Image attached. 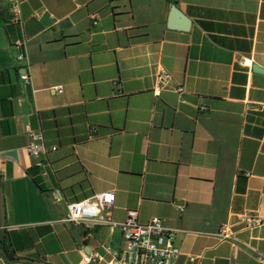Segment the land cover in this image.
<instances>
[{"label":"crops","instance_id":"obj_1","mask_svg":"<svg viewBox=\"0 0 264 264\" xmlns=\"http://www.w3.org/2000/svg\"><path fill=\"white\" fill-rule=\"evenodd\" d=\"M26 128L56 147L39 169ZM0 189V264H107L117 227L62 221L106 192L108 222L176 231L172 264H258L238 216L264 219V0H0Z\"/></svg>","mask_w":264,"mask_h":264},{"label":"built area","instance_id":"obj_2","mask_svg":"<svg viewBox=\"0 0 264 264\" xmlns=\"http://www.w3.org/2000/svg\"><path fill=\"white\" fill-rule=\"evenodd\" d=\"M12 3V1H11ZM11 12L17 13L14 3ZM96 22H92L96 26ZM16 50L15 58L17 61L23 59L21 41L13 43ZM18 79L23 84H28L29 77L23 71ZM154 82L152 92L157 94L164 88L169 81L168 74L158 69L154 72ZM182 89L177 88L176 92L181 93ZM203 109V108H201ZM25 134L28 138L26 151L34 159V165L40 166L41 158L47 151H54L55 146L45 147L44 140L38 131L26 128ZM113 194L111 192L94 194L89 198L65 204V211L62 221L69 225H81L84 229L90 230L96 225L110 224L117 227L120 231L122 245L119 248L108 250L110 260L107 264H172L179 255L178 249L173 244L176 231L163 226L158 218H150L144 224L136 221V212L129 210L125 219L120 223H110L104 217V211L111 205ZM239 222L246 229L258 228L264 225V219L256 216L240 215ZM224 237L222 232L217 234ZM99 260V255L93 252L84 255L83 263L90 260ZM255 259L258 264H264V256L256 254Z\"/></svg>","mask_w":264,"mask_h":264},{"label":"water","instance_id":"obj_3","mask_svg":"<svg viewBox=\"0 0 264 264\" xmlns=\"http://www.w3.org/2000/svg\"><path fill=\"white\" fill-rule=\"evenodd\" d=\"M173 15L176 13L174 11H171ZM4 226V206H3V199H2V192L0 189V227L3 228ZM30 263L34 264H45L43 262H37V261H29Z\"/></svg>","mask_w":264,"mask_h":264},{"label":"trees","instance_id":"obj_4","mask_svg":"<svg viewBox=\"0 0 264 264\" xmlns=\"http://www.w3.org/2000/svg\"><path fill=\"white\" fill-rule=\"evenodd\" d=\"M40 133V132H39ZM42 136V135H41ZM43 138V137H42ZM44 140V139H43ZM55 149H56V147H55ZM46 155V154H45ZM45 155L44 156H42V158H41V162H40V166H35L34 165V168H37V169H39V168H41L42 167V165H43V159L45 158ZM76 201V200H75ZM0 244H1V249H2V251H3V253L6 255V257L8 258V259H11V255H9V253H8V251H7V248L4 246V244H3V241H0Z\"/></svg>","mask_w":264,"mask_h":264}]
</instances>
